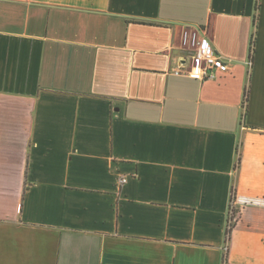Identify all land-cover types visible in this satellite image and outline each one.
I'll list each match as a JSON object with an SVG mask.
<instances>
[{
	"label": "crops",
	"instance_id": "0c3cea01",
	"mask_svg": "<svg viewBox=\"0 0 264 264\" xmlns=\"http://www.w3.org/2000/svg\"><path fill=\"white\" fill-rule=\"evenodd\" d=\"M196 28L229 71H174ZM225 254L264 264V0H0V264Z\"/></svg>",
	"mask_w": 264,
	"mask_h": 264
},
{
	"label": "built area",
	"instance_id": "2783aa9c",
	"mask_svg": "<svg viewBox=\"0 0 264 264\" xmlns=\"http://www.w3.org/2000/svg\"><path fill=\"white\" fill-rule=\"evenodd\" d=\"M182 43L185 49L192 50L193 53L188 62L184 59L183 63L174 70L177 74H186L204 81L216 78L219 71L227 72L230 70L232 61L218 52L209 37L205 35V30L196 28L185 31ZM247 63L249 66L252 65V54ZM127 180V177H121L119 182L124 184ZM238 204L239 201L233 193L228 209V227L237 219Z\"/></svg>",
	"mask_w": 264,
	"mask_h": 264
},
{
	"label": "trees",
	"instance_id": "16d2710c",
	"mask_svg": "<svg viewBox=\"0 0 264 264\" xmlns=\"http://www.w3.org/2000/svg\"><path fill=\"white\" fill-rule=\"evenodd\" d=\"M257 6H259V3H257ZM249 95V85H247V87L245 88V100L248 98ZM230 231V227H227L226 233H227V240H228V233ZM226 254L223 258V264L226 262Z\"/></svg>",
	"mask_w": 264,
	"mask_h": 264
}]
</instances>
